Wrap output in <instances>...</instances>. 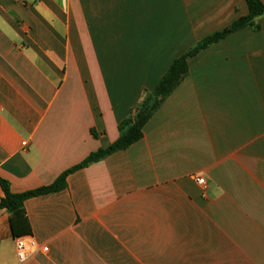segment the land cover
Wrapping results in <instances>:
<instances>
[{
  "label": "crops",
  "instance_id": "0c3cea01",
  "mask_svg": "<svg viewBox=\"0 0 264 264\" xmlns=\"http://www.w3.org/2000/svg\"><path fill=\"white\" fill-rule=\"evenodd\" d=\"M248 14L246 0H0V179L33 191L107 149L177 58ZM256 24L189 60L140 141L25 201L29 232L0 210V264H264ZM19 237L38 248L25 263Z\"/></svg>",
  "mask_w": 264,
  "mask_h": 264
},
{
  "label": "trees",
  "instance_id": "16d2710c",
  "mask_svg": "<svg viewBox=\"0 0 264 264\" xmlns=\"http://www.w3.org/2000/svg\"><path fill=\"white\" fill-rule=\"evenodd\" d=\"M249 7V14L235 21L222 31L213 33L205 37L187 53L177 58L165 75L161 78L157 86L152 91H144L139 104L132 110L128 118L119 125V139L107 149H101L92 153L84 162L66 171L54 184L28 191L21 194H14L10 190L9 183L0 179V185L5 194L0 201V210H7L10 214L11 227L15 236L29 232V224L24 208L25 201L55 192H59L66 187L67 177L92 163L98 162L109 155L128 149L133 144L143 138V131L147 123L160 109L166 99L180 86L189 75V60L208 47L224 40L230 34L245 27L259 29L256 19L264 15V4L261 0H246Z\"/></svg>",
  "mask_w": 264,
  "mask_h": 264
},
{
  "label": "built area",
  "instance_id": "2783aa9c",
  "mask_svg": "<svg viewBox=\"0 0 264 264\" xmlns=\"http://www.w3.org/2000/svg\"><path fill=\"white\" fill-rule=\"evenodd\" d=\"M26 143H23L25 146ZM196 183L205 188L207 183L204 177H194ZM17 255L20 263H25L31 257V255L38 249L34 242H28L26 237H19L16 239ZM43 252H48L49 248L44 246L41 249Z\"/></svg>",
  "mask_w": 264,
  "mask_h": 264
}]
</instances>
